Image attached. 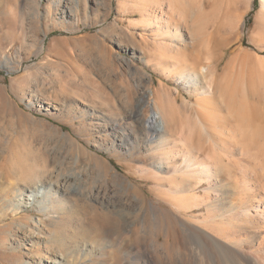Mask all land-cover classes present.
Masks as SVG:
<instances>
[{
  "label": "rangeland",
  "instance_id": "obj_1",
  "mask_svg": "<svg viewBox=\"0 0 264 264\" xmlns=\"http://www.w3.org/2000/svg\"><path fill=\"white\" fill-rule=\"evenodd\" d=\"M73 2L0 0V264H211L196 240L178 238L177 216L212 232L218 254L231 247L239 264H264V214L256 210L264 206L261 0H189L193 14L175 19L176 56L215 65L202 109L149 60L155 45L141 39L154 34L131 25L138 13L120 0ZM70 5L76 14L63 16ZM151 88L171 90L180 105L164 142L141 123L151 113L137 104ZM187 148L199 166L216 165L212 178L181 169ZM101 160L107 166L97 167ZM32 177L63 196L26 205ZM95 192L127 205L139 194L140 222L104 244L83 240L81 227L108 224L89 198ZM175 194L200 203L179 212Z\"/></svg>",
  "mask_w": 264,
  "mask_h": 264
},
{
  "label": "bare ground",
  "instance_id": "obj_2",
  "mask_svg": "<svg viewBox=\"0 0 264 264\" xmlns=\"http://www.w3.org/2000/svg\"><path fill=\"white\" fill-rule=\"evenodd\" d=\"M71 1L73 2V0ZM186 2H189V0ZM186 2L184 0H120V7L125 10H131L132 12H136L140 15L141 17L140 21H134L131 23L133 27H136V25H138L139 22H141L145 25V28L146 27L148 29L150 28L151 34H154V36H152L151 38V40L153 41L145 38V35H143V38L141 39L142 42L146 44L154 43L155 45L154 47L155 50L153 49L154 51H151V49L148 51L147 56L149 60L155 61V63L159 65V67L168 70L169 73H171L174 76L178 84L182 85L190 95L196 97V101H195L196 106L197 108L202 109L203 100L211 96L214 91V85H215L214 81L216 76L215 65L210 61L209 57L207 58L205 64H199V63L194 64V63H190L189 56L187 58H183L184 56L182 57L180 56L178 57V55L176 56L177 54L176 52L180 48L179 47L180 44H177L176 40L177 38L180 39L182 37V33H181V28L179 26V24L181 23L176 22L175 19L180 18L181 20L185 18V16L188 15L189 12L193 14V11L195 10L192 9L191 11V9L188 6H186L187 5ZM79 3L80 4L86 3L87 5L88 0H79ZM67 4L69 6V3ZM73 4L75 3L73 2ZM261 4L264 8V0H261ZM72 7L73 6L70 5V9H67L66 11L62 12L63 16L66 15V12L67 13L69 12L70 13L69 15L76 14V10ZM187 8H189L190 11L187 10ZM52 11H53L52 7H49L47 10L48 13L49 12L51 13ZM234 16L236 17V15ZM181 22L183 23V21ZM202 28L204 30V27ZM206 47L208 50V43ZM207 50L205 49V51ZM208 56H211L212 58L211 54ZM140 95L141 96L139 97L137 106L139 107V109L141 108V111L144 112L146 110L151 113V115H149L147 119L142 118V122H141L142 125H144L147 128L156 127L159 132V134L157 135V139L160 140V142H164V139L167 138L169 134L171 121L174 120L180 112L178 97L172 95L171 90L165 88H161L157 90L151 88L149 89V91L147 90V92H144L143 94ZM134 108L132 109V112L133 114H136L138 111L134 110ZM197 117L198 118H196V121L194 122L197 123L198 125H201L203 129V125H205L203 123L204 121L203 119L199 118V116ZM211 126L209 127L205 126V128L206 127L211 128ZM159 159L160 160L158 165L164 166L166 163L165 158L161 156ZM196 160H197L196 155L193 154L192 151H189L187 148V151L183 152V167H181V169L190 170L193 172V174H197V172L200 171L201 173L205 174L207 178L209 179L212 178L218 169L215 167L216 165H212L213 163H211V165L205 164L204 166H199ZM96 166L103 168L104 166L107 165L105 164L104 161L101 160L96 163ZM51 178L53 179L54 177ZM42 179L38 177H32L30 178V180L28 179L31 182L25 185L26 187L23 188L25 189L26 192H28L24 199L26 205L33 204L36 202V200L39 197H42V199L45 198L47 200V201L43 200L45 206L47 207V202H49L50 199L49 195L54 193L63 196L61 195V192L59 190H56L54 188L53 183L50 184L49 186L50 189L48 190L47 189L48 187L43 184L44 181ZM56 179L58 181L60 177ZM173 192H177V191H175L174 189ZM178 194L172 196L170 198V201L179 212L184 213L185 210L188 212L189 211L188 209L200 203L199 202L200 200L198 199L199 200L198 201L195 195L182 197L181 195ZM91 195L92 196L89 198L91 200H94L95 203L97 202L100 205L99 207L101 211L108 218V224L107 225L99 224V225H92L90 227H81V230L79 232L82 234L83 240L88 241L89 239L93 240L97 238L100 244H104L102 243V240L105 239L108 235L117 234L119 236H123L129 232L130 230L129 228L131 226L140 222L139 220L140 217L143 215L144 206L140 199L139 194H136L135 200H131L130 204L128 205L126 202L123 201L122 197L121 198L118 197V199L117 198L114 199L113 197H105V196L101 197L99 193L96 192ZM257 205L258 206L256 207V210L259 211L258 213L264 214L263 202L258 203ZM177 219H178V224L180 225L179 229H181V231L176 230V233H178L179 235L178 238L181 239L183 237L184 238L189 237L196 240L201 245L205 257L206 258L209 257V262L211 264H239L238 263L239 259H237L238 261L236 260V255L231 250V247L229 248L225 246V248L221 249L224 250L223 254L221 255L218 254V249H219L218 246L220 243L218 244V242L212 236L211 234L212 232L208 231V229L205 226L203 227L197 224H193L194 222L189 223L187 220L181 219L178 216ZM85 250H89V249L86 248ZM90 250H93L92 252H96L97 249H95V246H93V248H90ZM51 262L52 264H68V263H59L58 260Z\"/></svg>",
  "mask_w": 264,
  "mask_h": 264
}]
</instances>
